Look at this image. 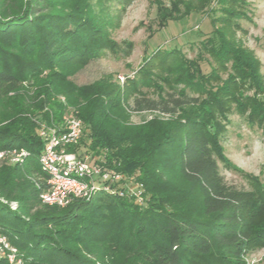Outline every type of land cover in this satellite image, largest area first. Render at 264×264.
Here are the masks:
<instances>
[{"label": "trees", "instance_id": "1", "mask_svg": "<svg viewBox=\"0 0 264 264\" xmlns=\"http://www.w3.org/2000/svg\"><path fill=\"white\" fill-rule=\"evenodd\" d=\"M89 1L0 0V151L27 152L22 163L0 159V234L21 254L22 264H245L250 251L264 248V184L246 173L240 186L222 176L220 166H229L218 145V112L209 101L195 117L150 122L135 131L122 127L120 117L105 116V103H98L82 117L89 150L102 153L95 162L104 169L134 177L143 187L141 202L96 191L62 208L41 203L47 174L39 160V121L60 118L62 105L54 94L73 97L76 90L67 76L114 44ZM213 25L215 62L230 61L232 79H254L253 58L223 35L231 25ZM169 60L178 58L167 53L160 61ZM197 73L194 80L203 86L215 77L213 70ZM221 87L226 89H207L218 108L225 100L219 95L233 93ZM96 96L102 97L91 99ZM199 105L198 97L175 92L133 100L135 111L170 117ZM113 107L111 100L106 110Z\"/></svg>", "mask_w": 264, "mask_h": 264}, {"label": "rangeland", "instance_id": "2", "mask_svg": "<svg viewBox=\"0 0 264 264\" xmlns=\"http://www.w3.org/2000/svg\"><path fill=\"white\" fill-rule=\"evenodd\" d=\"M238 2L235 5L231 0H90L93 17L114 44L104 49L99 58L67 76L76 90L73 97L54 94L53 100L62 105L60 118L39 122L47 129L60 126L63 117L75 116L84 127L75 153L100 162L102 153L96 155L89 150L82 118L102 104L98 103H105V116H118L122 127L135 131L150 122L173 123L195 117L196 112H203L201 105L209 101L214 104L212 111L218 112V145L229 166H220L222 176L228 183L240 186L245 183L242 173H246L264 184V0ZM168 17L172 20L165 25ZM214 21L213 26L218 29L231 25V29H222L223 35L253 58L258 67L254 79L247 75L232 79L231 62L227 60L222 66L215 62L216 49L209 41ZM167 53L178 60L161 63ZM198 70L204 74L213 70L215 77L207 86L199 85L194 80ZM222 85L233 93H221L220 100H225L218 108L216 96L207 89ZM30 87V83H23L25 90ZM226 89L220 88L221 92ZM172 92L198 97L200 105L184 107L172 117L133 109L136 98L157 100ZM97 93L102 97L91 99ZM111 100L115 107L106 110ZM94 117L99 118L95 114ZM40 128L38 125V136ZM245 264H264V248L250 251Z\"/></svg>", "mask_w": 264, "mask_h": 264}, {"label": "built area", "instance_id": "3", "mask_svg": "<svg viewBox=\"0 0 264 264\" xmlns=\"http://www.w3.org/2000/svg\"><path fill=\"white\" fill-rule=\"evenodd\" d=\"M41 126L39 137L43 141L40 163L47 174V189L39 199L47 206L65 207L74 199L89 200L96 191L115 194L116 197L135 198L141 202V185L134 177L104 169L87 155L80 156L69 148L76 146L82 136L83 125L75 116L63 117L58 127ZM27 156L23 149L0 151V159L9 163H22ZM16 207L15 204H13ZM0 260L8 264H22L23 257L5 236L0 234Z\"/></svg>", "mask_w": 264, "mask_h": 264}]
</instances>
